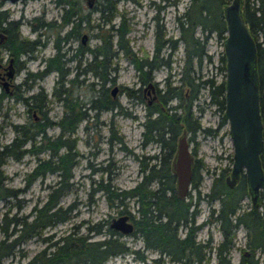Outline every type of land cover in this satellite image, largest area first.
Masks as SVG:
<instances>
[{
	"label": "trees",
	"instance_id": "16d2710c",
	"mask_svg": "<svg viewBox=\"0 0 264 264\" xmlns=\"http://www.w3.org/2000/svg\"><path fill=\"white\" fill-rule=\"evenodd\" d=\"M54 1L61 7L58 22L41 24L55 25L56 30H59L69 23L68 28L60 35L61 39H77L81 28L80 23L86 20L81 13L83 0ZM94 2L95 0L89 9H97L102 19L108 18L104 15V13L108 14V7L106 10L101 7L107 0H100L98 5H94ZM227 2L228 0H189L184 10L173 16L178 30V35L175 37L171 34L166 35L162 24L154 18L153 54L151 59H146L145 56L141 57L144 59L140 61L136 58L137 56L129 55L131 48L125 36L129 26L122 15L110 32L103 31L96 23L94 25L98 27V30L93 32V35L99 42L88 48L91 54L88 59H75L76 52L68 57L75 61L74 74L69 78L65 77L66 59L64 60L59 54L57 41H54L55 52L47 56L43 68L31 76L38 79L51 70L55 72L56 79L51 94L60 100L63 111L57 119L49 118L46 107L49 98L41 87L27 98L21 96V91L15 94V98H21L23 103H30L32 107H35L40 118H31L22 124H12L14 136L9 142L0 144V200L7 201L9 197H15L24 189L4 185L3 179L6 175L1 165L8 157L19 160L25 153L35 156V164L24 177L25 187L32 179L42 177L47 172H55L57 178L48 186L42 202L31 206L29 217L25 213L17 214L16 210L10 212V205L14 203L8 204V207L2 210L0 264H3L7 257L10 258L8 264H105L108 258L124 254H130L132 261L130 264H173L175 262L208 264L211 254L215 257V264H231L229 253L238 227L244 229L243 248L249 250V255L246 256V251L241 248L239 264H258L257 258H251L254 253L261 257L260 264H264V187L259 193L260 208H252L250 204L243 207L242 199L247 196V193L242 175L233 187H228L224 181L227 168H221L212 177L205 199L208 203L217 201V207H211L207 217L201 223L212 221L216 225L220 239L213 243L210 236L202 240L195 237L200 223L194 224L197 208L191 206L196 205L199 199L198 192L194 204L185 197L178 198L174 192L173 175L169 169L175 138L181 128L184 127L189 133L188 140L193 139L195 131L199 128L198 118L191 109V102L197 98L200 88L206 89L210 102L220 110V123L225 122L222 113L223 77L218 81L212 77L201 78L194 72V65L199 67L203 56L209 58L204 45L210 33L214 32L222 42L225 31L222 6ZM241 5L245 22L256 45L258 105L261 120L264 122V0H243ZM8 25L7 39L0 45L14 57L19 52L32 51L36 42L19 34V22L12 19L8 21ZM196 26L202 33L201 37L194 34ZM179 41L182 42L184 49L181 64L183 76L179 77L181 83L173 84L168 74L164 76V85L157 89L154 101L146 105L143 120L140 122L141 144L156 143L159 146L158 153L139 160L140 179L134 185L119 188L112 182L111 176H106L104 180H97L93 188V191L101 192L108 207H114L117 213L129 215L133 230L127 234L140 239L142 248L128 244L123 238L125 234L108 227L107 218L95 221L81 219L53 239L51 235H43L44 229L69 219L75 207L74 200L63 205L60 199L70 190L71 170L77 162L78 151L73 133L79 121L86 117L85 110L81 109L77 97L72 94L80 64L83 62L81 72H89L96 79L94 83L98 86L89 100V107L100 111L119 108L116 100L109 97L108 87L105 85L107 81L114 80L113 73L116 67L112 63H114L115 54L120 52L124 56H130L129 60L136 73L140 72L142 79H148L144 76L149 70H155L161 66L170 67V56L176 50ZM79 48L80 45H77V49ZM163 48L167 49L165 57L160 55ZM219 61V67L223 71L222 52H220ZM144 64L148 70H142ZM186 88L187 97L185 98L184 89ZM120 89L127 96H138L136 89L121 85ZM3 96L6 95L1 89L0 101ZM172 99L176 102L171 103ZM183 99H186L185 103ZM49 125H56L59 129L58 134L53 137L45 136V128ZM114 139L122 143L121 136L115 135ZM26 142L29 143L28 147L23 148V143ZM193 150L194 147L192 152ZM43 151L47 152L45 157L37 155ZM259 157L264 172V134ZM201 166L200 160L195 159L190 187H197ZM128 200L134 202V212L127 209ZM16 205L19 207L20 204ZM180 228L184 229L181 236ZM94 234H100V237L92 238ZM34 236L40 237L46 243L29 258L24 259L26 252L22 245ZM149 251L156 252L157 256H148Z\"/></svg>",
	"mask_w": 264,
	"mask_h": 264
},
{
	"label": "rangeland",
	"instance_id": "374dc122",
	"mask_svg": "<svg viewBox=\"0 0 264 264\" xmlns=\"http://www.w3.org/2000/svg\"><path fill=\"white\" fill-rule=\"evenodd\" d=\"M99 1L95 0L94 5H98ZM152 1L107 0L101 6L104 10L107 9L106 7L109 9V12L107 11L108 14L104 13V15L108 16L106 19L100 17L97 9H89L83 1L81 13L86 20L84 23H80L81 28L77 39L68 38L66 41H62L60 35L68 28L69 23L59 30H56L55 25L45 26L41 24L45 23L43 22L44 20H48L50 23L55 22V24L58 22L61 7L54 0H15L12 2L6 0L3 2L0 8H7L10 17L18 20L19 34L38 40L40 43L32 51L19 56L18 63H23L24 66L18 69L13 80L21 83L24 79L26 82H30L31 85L29 87L28 85L19 86L15 94H19L21 91V96H25L41 87L49 98L46 105L48 108L47 115L52 120L57 119L61 115L63 107L60 100L51 94L56 79L55 72L49 71L38 79L31 76L33 71L36 72L43 67L44 58L55 52L54 41L57 40L59 43L64 57H70L71 54L76 52L77 57L74 58H79L76 44L80 43V33L87 34L86 44L88 47H92L99 42L97 37L93 35V32L98 30V27L94 24L98 23V26L103 31L110 32L112 26H115L122 15L129 26L125 35L131 48V54L129 55L132 57L149 56L153 49V31L155 26L153 16L156 15L159 18L158 21L163 24L166 34H171L175 37L178 35V30L173 16L183 11L189 4V0ZM194 34L199 37L202 36L198 26L195 27ZM204 49L209 54V58L203 56L200 66L194 65V72L200 75L201 78L212 77L218 81L221 77H224L223 71L219 67V55L222 52V45L214 32L210 33L206 39ZM0 54L3 58L6 56L5 48L0 47ZM162 54L163 56L166 55L165 52H162ZM83 57H85V54H83ZM89 57L90 54L88 53L87 59ZM129 58L130 56H124L120 52L115 54L113 57L114 63H112L116 67L113 73L114 80L111 82L107 81L105 84L108 87L109 97L116 100L120 106L119 108L103 109L101 111L90 108L89 100L98 87L94 83L96 79L89 72L81 73V71L75 77L72 94L77 97L81 109L85 110L86 117L79 121L73 133L76 138L75 146L78 151L77 162L71 170L72 177L70 181L72 184L70 190L60 199L63 205L74 200L75 207L71 211L69 219L44 229L42 234L51 235V239L68 230L71 224L77 223L81 219L95 221L100 218H107L109 220L110 217L119 214L114 207L110 208L107 206L99 190L93 191L97 180H104L106 176H111L112 182L119 188L130 187L140 179L139 160L146 158L145 156L158 153V146L154 142L141 144L142 126L140 122L143 120V113L146 109L143 102L139 101L135 96H127L120 89V85L131 89H135L138 85L137 73ZM183 58L184 49L182 42L179 41L176 50L170 56V67L161 66L152 72V79L156 82L158 88L164 85V76L167 74L173 84L181 83L179 77L183 76L181 68ZM5 59L4 63H6ZM68 60L64 63V68L66 70L65 77L69 78L74 74L75 61L73 59ZM26 71H29L28 77ZM113 85H116L117 89L112 96L110 89ZM1 89L2 87L0 86ZM184 93L185 95L187 94V88L184 89ZM15 94L11 97L5 93L6 96H3L0 101V125H2L0 144L9 142L14 136V131L11 128L12 124H22L32 118V111L26 110L25 103H23L21 98H15ZM183 100V103H185L186 100ZM171 102H176V100ZM191 109L198 118L199 128L195 131L193 139L189 140V146L191 152L194 147L192 152L193 162L198 159L202 166L199 169L200 180L197 187L189 186L185 198L194 204L196 193L198 192L199 199L196 205L191 206L197 208L194 224L200 223L196 229L195 237L202 240L210 236L212 242L215 243L220 239V233L216 225L212 221L201 222L207 217L210 207H217V201L208 203L205 199V194L209 190L212 177L221 168H227L226 174L228 173L231 164L232 146L227 132V123L226 121L220 123V110L209 101L205 88L199 89L197 98L191 102ZM34 113L36 119H39L40 114L37 109ZM44 132L45 136L53 137L58 134L59 129L56 125H49ZM115 135L121 136L122 143H118L117 139H114ZM28 144L27 142L23 143V148L28 147ZM37 155L45 157L47 152H39ZM35 162V156L25 153L19 160L8 157L1 165L3 173L6 175V178L3 179L4 185L16 188L22 187L24 189L15 197H9L7 201L0 200V215L2 210L8 207V204L14 203V205H10V212L16 210L17 214L25 213L29 217L31 206L35 203L40 204L44 199L48 186L56 180L57 175L55 172H47L42 177L38 176L32 179L25 187V174L33 167ZM90 192L91 195L89 196ZM242 202L243 207L247 206L249 204L248 197H243ZM17 203L20 204L19 207H17ZM127 209L130 212H134L135 204L132 200H128ZM183 231L184 229L180 228V236ZM1 236L0 232V238ZM97 237H100V234L92 235V238ZM123 238L128 244L142 248L140 239L133 238L128 234L123 235ZM244 238V229L238 227L229 253L231 264H239L241 248L246 251V256L249 255V250L243 248ZM45 243L46 241L41 240L40 237L34 236L28 239L22 245L26 252L24 259L29 258L35 251L43 247ZM148 256H157V253L149 251ZM130 257V254L115 255L108 258L105 264H130L132 262ZM251 258H257L258 264L261 263V257L257 253H254ZM9 262L10 258L7 257L4 259L3 264H8ZM173 264L178 263L175 262ZM208 264H215L213 254H211Z\"/></svg>",
	"mask_w": 264,
	"mask_h": 264
},
{
	"label": "water",
	"instance_id": "95a60500",
	"mask_svg": "<svg viewBox=\"0 0 264 264\" xmlns=\"http://www.w3.org/2000/svg\"><path fill=\"white\" fill-rule=\"evenodd\" d=\"M242 2L243 0H229L222 6L225 28L221 42L224 56L222 113L232 146L231 164L224 181L228 187H233L242 175L250 207L258 208L260 189L264 187V172L259 157L264 131L258 105L256 45L243 16ZM92 3L93 0H86L87 5ZM85 36V33H81V42H84ZM2 37L4 35L0 33V40ZM11 61L12 58H9L6 66L8 70L1 83L4 91H8V82L12 77ZM148 85L153 91V84L148 82ZM116 89L117 86L113 85L110 93L113 95ZM192 166L193 155L188 133L182 127L175 138L169 162L174 180L173 188L178 198H184L188 192ZM107 225L122 234L133 230V223L127 213L110 217Z\"/></svg>",
	"mask_w": 264,
	"mask_h": 264
},
{
	"label": "flooded vegetation",
	"instance_id": "af4514ba",
	"mask_svg": "<svg viewBox=\"0 0 264 264\" xmlns=\"http://www.w3.org/2000/svg\"><path fill=\"white\" fill-rule=\"evenodd\" d=\"M6 0H0V7L3 5V2H5ZM84 2H85V4H86V0H83ZM152 1V0H151ZM152 3H153V1H152ZM92 5H93V3L92 4H90V5H87L86 4V6L87 7H92ZM160 7V6H159ZM154 18H157V19H159L156 15H154L153 16V19ZM12 20V18L10 17V15H9V10L7 9V8H0V33H2L3 35H4V37H2V39L0 40V44L4 41V40H6L7 39V36H8V32H9V30H8V27H9V25H8V21H11ZM18 21V20H17ZM43 22H49L48 20H44ZM50 23V22H49ZM162 26H163V24H162ZM163 28H164V26H163ZM165 30V29H164ZM81 34V33H80ZM165 34H166V32H165ZM166 35H168V34H166ZM21 36H23V35H21ZM81 36V35H80ZM86 36H87V34H86ZM86 36H85V40H86ZM23 37H27V36H23ZM28 38V37H27ZM28 39H30V38H28ZM31 41H34V42H36V45H39L40 43H39V41L38 40H35V39H30ZM62 41H66V40H63V39H61ZM84 40V42H81L80 41V37H79V44H76V48H77V45H80V48L78 49V54H79V58H81L82 60L83 59H86L87 58V54L89 53L90 54V52H89V47L87 46V44H86V41ZM57 41V40H56ZM57 44H58V52H59V54H61V56H62V58L65 60V63H66V61H69L68 60V57L66 58V57H64V53L60 50V45H59V43L57 42ZM0 47L1 48H4V46H2V45H0ZM34 48H35V46H34ZM75 48V49H76ZM54 49L56 50V48H55V46H54ZM5 51H6V56L5 57H7L6 59H5V57L3 58L2 56H1V54H0V86H1V83H2V81L5 79V75H6V71L8 70V68L6 67L7 66V64H8V60H9V58H12V61H11V68H12V77L9 79V82H8V91H4L5 93H7L9 96H13L14 94H15V92L16 91H18V89H19V86H21V85H23V87L24 86H27L28 85V83H29V85H28V87L31 85L30 84V82H26V80H24L23 79V81L21 82V83H17V82H14V77H15V75H16V73H17V71H18V69L20 68V67H22V66H24L23 65V63L22 64H19L18 63V61H19V56L21 55V54H24L25 52H19L15 57L13 56V55H11L10 54V52L8 51V50H6L5 49ZM162 52H165V54H166V52H167V49H165V48H163V49H161V53H160V55H162L163 56V54H162ZM83 54H85V57H83L82 58V56H83ZM152 54H153V49H152V53L149 55V56H146V59H151V57H152ZM77 56V55H76ZM90 56H91V54H90ZM163 57H165V56H163ZM46 58V57H45ZM45 58H44V60H45ZM90 58V57H89ZM139 61L140 60H142V59H144V58H141V57H136ZM4 59L6 60V63H4ZM81 60V61H82ZM82 65H83V62L80 64V68L78 69V72H80L81 70V68H82ZM43 68V67H42ZM41 68V69H42ZM40 69V70H41ZM142 70H148L147 69V67H145V64L142 66ZM37 71H39V70H37ZM36 71V72H37ZM52 71V70H51ZM28 72L29 71H26V75L28 74ZM34 72L35 71H33L32 73L34 74ZM152 72H153V70H149L148 71V73H147V75L145 74V76H144V78L145 77H147L148 79H142L143 77L141 76V74H140V72H137V82H138V85L135 87V89H136V93H137V95L138 96H136L137 97V99L139 100V101H141V102H143V104H144V107H146V105H150L151 103H152V101H154V99L156 98V94H157V89H158V87H157V84H156V82L152 79ZM82 73V72H81ZM32 75V74H31ZM164 81V80H163ZM148 82H151L152 84H153V86H154V90L152 91V89L150 88V86L148 85ZM111 90V89H110ZM37 91V90H36ZM36 91H34V92H30V93H28L27 95H25V96H23L24 98H27V97H29L31 94H33V93H35ZM154 94V97H152V95ZM207 94V93H206ZM112 95V94H111ZM114 95V94H113ZM112 95V96H113ZM184 97L186 98L187 97V94L185 95V93H184ZM172 100H175V99H172ZM186 100V99H185ZM184 101V100H183ZM210 101V100H209ZM171 103H175V102H171ZM183 104V103H182ZM26 105V110H31L32 111V113H31V115H32V118L33 119H36V115H35V107H32V105H30V103H27V104H25ZM144 114V113H143ZM261 117V116H260ZM226 121V120H225ZM262 121V120H261ZM264 125H263V121H262V127H263ZM263 131H264V127H263ZM154 144H156V143H154ZM159 147V146H158ZM159 151V150H158ZM211 208V207H210ZM210 210V209H209Z\"/></svg>",
	"mask_w": 264,
	"mask_h": 264
}]
</instances>
